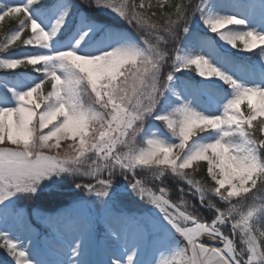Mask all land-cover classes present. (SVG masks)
<instances>
[{
  "label": "snow or ice",
  "instance_id": "6c2138e0",
  "mask_svg": "<svg viewBox=\"0 0 264 264\" xmlns=\"http://www.w3.org/2000/svg\"><path fill=\"white\" fill-rule=\"evenodd\" d=\"M6 18L0 264H264V0H0Z\"/></svg>",
  "mask_w": 264,
  "mask_h": 264
},
{
  "label": "trees",
  "instance_id": "16d2710c",
  "mask_svg": "<svg viewBox=\"0 0 264 264\" xmlns=\"http://www.w3.org/2000/svg\"><path fill=\"white\" fill-rule=\"evenodd\" d=\"M16 23H17L16 21L9 20L7 18L5 19V21L0 22V39H3L5 33L9 32L11 29L16 27ZM205 173H206L205 162H202L201 163L200 176H204ZM70 199H71V195L65 194L64 196L59 197V198L48 199V200L44 201L43 203H45L46 205H49V204L60 205L62 203L67 202Z\"/></svg>",
  "mask_w": 264,
  "mask_h": 264
},
{
  "label": "rangeland",
  "instance_id": "374dc122",
  "mask_svg": "<svg viewBox=\"0 0 264 264\" xmlns=\"http://www.w3.org/2000/svg\"><path fill=\"white\" fill-rule=\"evenodd\" d=\"M28 35V33L27 32H25L24 34H22V39L23 38H25L26 36ZM202 162H200V164H201ZM199 178V177H198ZM61 205V204H60ZM60 205H53V204H49V205H46L45 203H43V207H44V209L45 210H47V211H50V212H53V211H56L57 210V208L60 206ZM36 227L37 228H39L41 231H44L45 229H44V226L42 225V224H40V223H37L36 224ZM3 258V252H0V259H2Z\"/></svg>",
  "mask_w": 264,
  "mask_h": 264
}]
</instances>
